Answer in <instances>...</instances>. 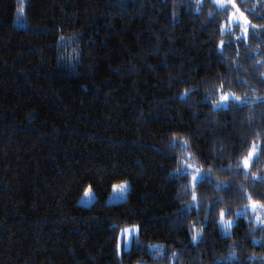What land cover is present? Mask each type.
I'll return each mask as SVG.
<instances>
[{
	"label": "trees",
	"instance_id": "trees-1",
	"mask_svg": "<svg viewBox=\"0 0 264 264\" xmlns=\"http://www.w3.org/2000/svg\"><path fill=\"white\" fill-rule=\"evenodd\" d=\"M233 2L0 0V264L264 262V0Z\"/></svg>",
	"mask_w": 264,
	"mask_h": 264
},
{
	"label": "snow or ice",
	"instance_id": "snow-or-ice-1",
	"mask_svg": "<svg viewBox=\"0 0 264 264\" xmlns=\"http://www.w3.org/2000/svg\"><path fill=\"white\" fill-rule=\"evenodd\" d=\"M19 3H20V7L18 9V12L22 16L25 12V7H24L25 0H19ZM217 3L219 4L220 7H223V8H227L228 5H232L233 7H235L233 0H217ZM240 16L243 17L244 14L240 13ZM244 19H245L246 24L250 23V21H247L246 17H244ZM253 27H255V25H253ZM247 34H248V28L245 27L244 28V35L247 36ZM238 39H240V38L238 37ZM221 47H223V41H221ZM230 98H234L236 101H240V97H230L229 94H225L221 97V101L217 104V107L223 108L225 106V103L227 101H229ZM261 151H264V149H261ZM255 152H256V146L254 145L253 150L249 152L248 157H246L243 161L245 168L249 167V159L254 156ZM177 171L179 172V171H181V169H178ZM185 174H186V170H185ZM192 180H193L194 186L196 183H200V184L207 183V178L204 175L199 174V173H197V175H193ZM125 189H126L125 184L113 186V191L124 192ZM88 194H89L88 192L85 193L86 196ZM193 200H196L195 194L193 195ZM257 207L264 208V203H259L258 201H253L251 204L252 211L256 212ZM226 215H231V212L226 213L224 210H221L219 223L221 226L222 233L225 236H228V235H230V230L234 226L236 221L225 220L224 217ZM236 215H237V218L239 219L241 216L247 215V212L246 211L237 212ZM256 218L259 221L260 225L264 226V219H261L259 215H257ZM261 230L264 231V227H262ZM137 231H138L137 228H126L121 233L122 246H123L125 251H127L129 249L131 243H139L138 237L136 236ZM192 239H193V242H196L197 236H193ZM262 264H264V262H262Z\"/></svg>",
	"mask_w": 264,
	"mask_h": 264
},
{
	"label": "rangeland",
	"instance_id": "rangeland-1",
	"mask_svg": "<svg viewBox=\"0 0 264 264\" xmlns=\"http://www.w3.org/2000/svg\"><path fill=\"white\" fill-rule=\"evenodd\" d=\"M26 1V0H25ZM217 2V0H215ZM24 6H25V3H24ZM20 7V3H19V0H17V22L19 24H23L24 23V14L21 16L18 12V9ZM232 21L233 22H238V21H242L243 22V17L240 16V12L237 11L236 8H234V10L232 11V17H231ZM121 184H125L126 185V189L124 192H120V191H113V187H112V190L107 198V201L108 202H117V201H120L122 199H124L127 195V192L130 188V184L128 181H120V182H117L115 183L113 186H116V185H121ZM88 192L89 194L86 196L85 193ZM93 199V195H92V192L91 190L88 188L82 195L81 197V202L82 203H89L91 202ZM131 228H137V227H131ZM121 243H122V236H121Z\"/></svg>",
	"mask_w": 264,
	"mask_h": 264
}]
</instances>
